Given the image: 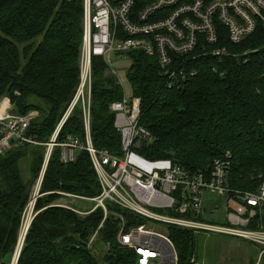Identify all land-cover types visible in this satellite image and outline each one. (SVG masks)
<instances>
[{"label":"trees","instance_id":"obj_1","mask_svg":"<svg viewBox=\"0 0 264 264\" xmlns=\"http://www.w3.org/2000/svg\"><path fill=\"white\" fill-rule=\"evenodd\" d=\"M83 17L82 0H0V102L10 99L20 116L38 113L27 135L41 144L51 141L79 86ZM217 29V45L200 42L190 55L171 56L169 71L178 68L187 75L172 90L158 56H126L132 61L133 97L141 99L139 125L152 138L137 151L150 160H171L191 175L210 172L216 160L228 155L229 187L256 195L264 183V24L258 21L255 32L237 45L224 26L218 23ZM223 48L236 56L222 62L218 56H202ZM119 81L102 58L93 59L91 140L95 149L114 156L122 155L111 110L124 96ZM69 137L86 145L81 108L64 124L57 143ZM46 153V145L27 144L0 152V264L13 262ZM61 154L56 147L49 160L17 264H137L136 252L119 242L121 225L128 232L149 220L112 204L107 215L101 208L82 216L58 207L59 193L96 198L102 191L88 152L77 151L75 162L68 164ZM255 209L251 230L264 227V204ZM187 216L195 218L192 212ZM169 238L180 264L201 261L199 234L169 227Z\"/></svg>","mask_w":264,"mask_h":264},{"label":"built area","instance_id":"obj_2","mask_svg":"<svg viewBox=\"0 0 264 264\" xmlns=\"http://www.w3.org/2000/svg\"><path fill=\"white\" fill-rule=\"evenodd\" d=\"M82 1L84 17L79 86L51 141L41 144L27 135L32 121L38 117L37 112L20 116L15 114L10 99L5 98L0 103V152L25 144L47 146L45 166L29 206L35 212L42 180L55 148L62 149V162L65 164L75 162L76 152L84 150L88 152L98 176L101 194L96 198H87L59 193L65 201H59L58 207L82 216L101 208L107 215V204H112L144 217L148 222L193 230L199 235L243 239L261 248L255 263L251 264H263L264 227L260 225L258 230L248 227L256 217L255 208L264 204V183L256 195L232 190L228 184V155L223 160H216L210 172L198 175H191L171 160H150L142 156L137 149L152 138L139 125L141 99L136 97L130 100L124 95L122 100L111 105L115 127L122 138V155L99 151L91 140V100L94 58H102L110 73L117 76L111 70L113 55L125 58L132 52H142L150 57L158 56L167 74V88L172 90L175 83L185 81L187 75L184 71L178 73V68L174 72L169 71L171 56L190 55L200 42L217 45L218 23L226 28L232 44L242 43L255 32L258 21L264 24V0H216L211 4L201 0L192 4H185L183 0ZM208 55L220 57V62L224 57L236 56L229 54L225 48L212 53L202 52V56ZM190 76L194 77L196 73ZM76 108L82 109L86 145L74 137H69L62 144L57 143L64 124ZM212 196L227 198L230 212L225 225L205 219L206 202ZM70 200L91 202L94 206L90 210H81L69 203ZM190 212L194 219L187 216ZM125 227L123 222L119 242L136 252L137 264H180L169 231L167 236L162 237L148 228V223L128 232H125ZM95 238L96 235L91 244ZM189 264L207 263L193 258Z\"/></svg>","mask_w":264,"mask_h":264},{"label":"rangeland","instance_id":"obj_3","mask_svg":"<svg viewBox=\"0 0 264 264\" xmlns=\"http://www.w3.org/2000/svg\"><path fill=\"white\" fill-rule=\"evenodd\" d=\"M131 65L132 61L127 57L118 58L115 55L112 56L111 70L116 72L121 82L124 95L127 98H130V100L133 97L132 88L128 80V72ZM24 170L23 173L25 177H27L28 169L26 164L24 165ZM34 195L35 192L32 199ZM211 199L212 202L206 205V220L215 222L218 225H225L228 222L227 217L230 212L228 209L227 198L212 196ZM61 201L63 202L65 200L61 199L60 202ZM69 203H72L76 208L81 210H90L94 206L91 202H84L80 200H70ZM31 209L32 207L28 206L25 222H27L31 216L33 218L35 215L34 211L31 215ZM148 228H152L155 234L162 237L167 236L169 231L168 225L154 221L148 222ZM199 240L200 260L207 264H251L252 261L258 258L261 251V248L257 247L253 243L235 237L200 234Z\"/></svg>","mask_w":264,"mask_h":264},{"label":"bare ground","instance_id":"obj_4","mask_svg":"<svg viewBox=\"0 0 264 264\" xmlns=\"http://www.w3.org/2000/svg\"><path fill=\"white\" fill-rule=\"evenodd\" d=\"M31 210H32V209H31ZM32 212H33V210L31 211V215H32ZM31 221H32V216H31V218H29V219L27 220V222H25L26 225H25V227H24V229H23V232H22V235H21V237H22L21 239H22V240H23V238H24L26 228H27V226L30 224ZM22 240H21V243L19 244V247H18V249H17V253H16V255L13 257V262H12V264H15V263H16L17 254L19 253V250H20V248H21Z\"/></svg>","mask_w":264,"mask_h":264},{"label":"water","instance_id":"obj_5","mask_svg":"<svg viewBox=\"0 0 264 264\" xmlns=\"http://www.w3.org/2000/svg\"><path fill=\"white\" fill-rule=\"evenodd\" d=\"M34 218H35V216L32 218V221H31L30 224L27 226L23 240L20 239L19 244L21 243V240H22V244H21V248H20V250H19V253L17 254V258H16V263H15V264L18 263V260H19L20 254H21V250H22V247H23L24 241H25V239H26V236H27L28 230H29V228H30V226H31V224H32V222H33V220H34ZM21 238H22V237H21ZM18 247H19V246H18ZM17 249H18V248H17ZM16 253H17V251H16ZM16 253H15V255H16ZM15 255H14V256H15Z\"/></svg>","mask_w":264,"mask_h":264}]
</instances>
